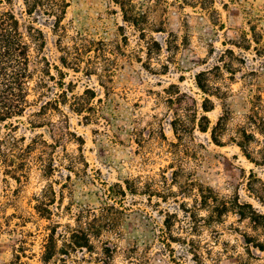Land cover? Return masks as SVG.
Wrapping results in <instances>:
<instances>
[{"label": "rangeland", "instance_id": "1", "mask_svg": "<svg viewBox=\"0 0 264 264\" xmlns=\"http://www.w3.org/2000/svg\"><path fill=\"white\" fill-rule=\"evenodd\" d=\"M68 1L63 44L72 45L73 37L81 34L102 39L115 49L120 45L126 55L117 57L119 66L111 80L103 77V63L93 73L86 72L85 64L78 71L65 68L59 62V35L51 30L52 21L42 16L36 23L45 32L46 45L40 51L32 44L35 76L29 84L30 105L23 116L8 122L18 125L19 135L44 134L51 141L46 127L34 129L30 124L32 119H40L33 113L50 101L46 121L68 119L78 140L56 149L58 170L51 175L33 164L27 176L16 180L0 162V264H63L59 256L49 263L42 261L51 225L58 221L74 225L82 207H99L107 200L106 189L111 184L137 176L150 181L166 198L128 194L118 233L105 231L94 239L96 253L87 254L88 261L101 264L96 257L104 256L102 249L107 244L116 247L110 264H242L239 255L248 258L243 234L264 241V233L253 230L249 220L241 222L233 212L221 215L217 210L224 202L239 200L264 212L253 190L264 184V164L251 162L230 140L233 128L250 109L252 96L260 95L264 106V52H257L252 32L256 28L264 35V0H213L217 13L211 14L197 0H135L154 29L165 30L147 31L162 46L152 59L141 51L145 43L139 32L123 20L112 0ZM8 8L23 24L28 23L21 0L0 4V12ZM203 71L208 94L196 81ZM41 79L44 83L37 84ZM177 87L196 98L199 106L205 97L213 101L214 110L206 113L212 124L222 113V105L229 106L232 117L222 136L224 145H217L209 132L199 129L182 142L175 138L168 97ZM88 89L89 96H96L90 100L94 109L75 112L73 96ZM56 105L61 111L52 108ZM87 114L89 120L84 118ZM8 122H0L2 134ZM257 137L263 140L259 134ZM261 145L262 141L253 143L251 150ZM64 149L70 155L83 154L73 170L64 168L69 163ZM204 196H217L218 201L206 204ZM45 202L51 209L45 214L50 219L37 210ZM252 251L260 259L250 261L264 263V253ZM81 256L80 252L73 255L80 260Z\"/></svg>", "mask_w": 264, "mask_h": 264}, {"label": "trees", "instance_id": "2", "mask_svg": "<svg viewBox=\"0 0 264 264\" xmlns=\"http://www.w3.org/2000/svg\"><path fill=\"white\" fill-rule=\"evenodd\" d=\"M13 1L0 0V4H11ZM21 1L24 5L22 13L30 18L27 24L21 22L12 8L0 12V122L2 123L23 116L30 105L29 84L35 76L34 70L31 69L32 44L37 45L40 51L46 45L44 30L36 26L40 17L43 16L51 20V30L59 35L57 42L58 50L61 52L59 62L65 68L78 71L82 64H85L86 72L93 73L97 70L98 64L103 63V77L111 80L119 66L117 57L126 55V51L120 45L115 49L102 39H94L81 34L73 37L72 45L63 44L62 37L67 35L63 21L70 5L68 0ZM112 1L120 8L123 20L126 23H130L133 29L139 32L138 35L141 42L145 43L140 49L145 52L146 57L152 59L154 54H159L162 51L160 42L152 35L148 37L147 31L163 32L165 31L164 27L154 29L156 27H153L154 24L150 21L147 12L143 11L135 0ZM197 1L210 14L217 13V10L211 5L213 0ZM252 32L253 41L257 44V52L263 53V33L257 31L256 28H253ZM126 41L128 40L126 39ZM154 44L156 47L153 46ZM175 46L179 47L177 43H175ZM41 58L48 62L46 56L41 55ZM55 68L63 74L58 65H55ZM205 73L204 71L200 72L196 76V81L198 87L208 94L210 92L209 85L202 79ZM43 83L44 81L41 79L37 84L41 85ZM102 85L109 90L108 85ZM88 92L89 89L83 95L73 94L72 109L75 112L90 113L94 109V105H92L93 103L90 100H94L96 96L93 95L91 97ZM64 93L65 90L62 91V94ZM169 94L168 102L174 112L170 125L178 141H184L188 136L191 137L196 129H199L204 133L209 132L212 141L217 145H224L222 136L229 130V122L232 117L231 109L226 103L222 105V113L217 121L212 124L206 113L214 110L215 106L209 97H205L199 106L196 98L181 91L178 87L177 91L174 92L175 95L171 92ZM212 94L220 96L219 93ZM261 101L260 95L252 96L250 109L243 115V120L235 125L230 135V140L240 147L251 162L257 165L264 164V156L258 158L254 154L256 152L264 155V145H261L260 149L256 151L251 150V145L253 143H261V141L264 144V106ZM51 106L52 103L50 101L42 104L33 113L34 117L40 119H32L30 121L34 129L46 127L51 141H48L44 134H36L31 138H27L24 134L19 135L17 134L19 127L13 122L6 124V133L2 134L0 131V162L4 165L5 172L16 180H21V177L27 176L33 164L39 166L45 175L53 174L55 170H58L56 165H54L56 149L59 147L66 148L68 141L78 140L77 134L71 130L68 119L46 121L47 110H50ZM52 108L61 111L57 105ZM199 108L202 112H200ZM84 118L89 120V114L85 115ZM257 134L262 136L263 140H260ZM137 142L142 144V141ZM171 145L178 147L175 142H172ZM64 153L65 158L69 162L64 168L73 170L74 164L83 154L80 156L70 155L67 149H64ZM163 177L165 178L164 175ZM256 178L262 182L260 178ZM253 190L258 194L260 202L264 205V184L262 183L260 190ZM128 194H148L149 196L157 195L163 199L166 198V196L161 195L162 193L158 189L152 187L150 181L144 182L141 176L127 178L122 183L111 184L106 189L107 200L99 207H82L75 216L74 225H63L59 221L51 225L44 245L45 250L42 255V261L49 263L52 259L59 256V260L63 264H74L73 262L92 264V261H88L87 254L92 256L93 253H96V246L93 240L101 238L105 231L118 233L122 218L127 211L125 199ZM203 199L206 204H209L208 200L218 201L217 196H204ZM42 207V210L39 207L37 208L38 212L43 217L50 219L51 217L45 215L51 212L48 204L45 202ZM44 211L46 213H43ZM226 212L235 213L241 222L249 220L253 230H260L264 233V212L257 210L252 204L243 203L239 200L233 203L224 202L222 208L217 210V213L223 215ZM164 223L166 226H170L167 219ZM243 237L246 244L245 252L249 260L239 255L242 264H264L250 261V259H260L252 249L255 248L264 253V241L248 232L244 233ZM59 241L61 245H59ZM115 250L116 247L112 249L106 244L102 249L104 256L96 257L98 263L110 264V259ZM78 252L82 254L81 260L73 257ZM71 258H74L72 263L68 261Z\"/></svg>", "mask_w": 264, "mask_h": 264}]
</instances>
